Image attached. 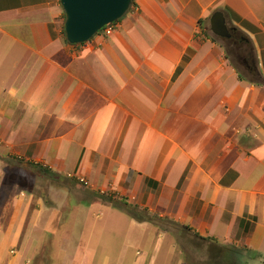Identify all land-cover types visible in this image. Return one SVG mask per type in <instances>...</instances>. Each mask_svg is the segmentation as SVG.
<instances>
[{"label":"crops","instance_id":"1","mask_svg":"<svg viewBox=\"0 0 264 264\" xmlns=\"http://www.w3.org/2000/svg\"><path fill=\"white\" fill-rule=\"evenodd\" d=\"M211 9L252 42L264 77V0H135L111 35L75 46L55 0H0V152L100 189L129 192L133 178L144 209L235 264H264V86L199 38ZM96 251L91 264L124 263L122 249ZM143 253L132 264H184L172 242Z\"/></svg>","mask_w":264,"mask_h":264},{"label":"rangeland","instance_id":"2","mask_svg":"<svg viewBox=\"0 0 264 264\" xmlns=\"http://www.w3.org/2000/svg\"><path fill=\"white\" fill-rule=\"evenodd\" d=\"M55 2L59 5L58 0ZM60 10L63 29L64 15L61 7ZM217 10L211 9L199 23L198 36L223 46L225 39L213 36L209 28V17ZM219 11L224 13L227 27L236 28L228 12ZM61 38L65 42L62 30ZM44 166L48 165L15 151L0 152V264H91L96 250H114L116 259L121 249L123 264H132L134 256L154 248L164 252L171 242L184 264H235L234 250L204 245L183 225H175L162 210L146 208L161 218L156 219L158 226L132 220L125 203L138 211L144 209V187H134L133 178L130 191L121 192L109 187L100 189L98 178L76 176L73 172L46 175L40 169ZM97 194L109 198L115 207L101 201ZM160 259L161 263L169 260Z\"/></svg>","mask_w":264,"mask_h":264},{"label":"water","instance_id":"3","mask_svg":"<svg viewBox=\"0 0 264 264\" xmlns=\"http://www.w3.org/2000/svg\"><path fill=\"white\" fill-rule=\"evenodd\" d=\"M134 0H58L64 15V36L69 45L90 41L104 27L116 23L128 12ZM210 32L221 39H229L230 32L222 11L209 18Z\"/></svg>","mask_w":264,"mask_h":264},{"label":"trees","instance_id":"4","mask_svg":"<svg viewBox=\"0 0 264 264\" xmlns=\"http://www.w3.org/2000/svg\"><path fill=\"white\" fill-rule=\"evenodd\" d=\"M134 6H135V1L132 2L130 8L131 7L133 8ZM199 23H201V20H199L198 24ZM62 31L64 33V29H62ZM212 40L215 41L214 39ZM224 42L225 45H223V48H224L225 58L230 61V64L236 70L238 79L240 81L247 82L251 85L264 86V77L261 74L260 70L258 69L256 53L252 42L249 41L245 36H243L241 32L235 29L233 32H231L230 38L225 39ZM31 166L36 168L38 164H31ZM40 169L46 175H54V173L48 168L42 167ZM96 197L99 198L101 201L109 202L111 204L113 203L109 198H107L103 194H97ZM112 206L115 207L113 204ZM125 207L127 210V214L135 222L150 223L154 226H158L156 219L160 220L161 219L160 217H154L146 209H142L141 211H138L137 207L131 206L127 203H125ZM172 222L175 225H178V223L174 221ZM181 227L187 231H191L190 228L186 226H181Z\"/></svg>","mask_w":264,"mask_h":264},{"label":"built area","instance_id":"5","mask_svg":"<svg viewBox=\"0 0 264 264\" xmlns=\"http://www.w3.org/2000/svg\"><path fill=\"white\" fill-rule=\"evenodd\" d=\"M113 25L114 24H111L109 26L104 27L99 33H102L104 36L111 35V33L113 31Z\"/></svg>","mask_w":264,"mask_h":264},{"label":"flooded vegetation","instance_id":"6","mask_svg":"<svg viewBox=\"0 0 264 264\" xmlns=\"http://www.w3.org/2000/svg\"><path fill=\"white\" fill-rule=\"evenodd\" d=\"M229 32H230V36H231V32L234 31V28H228Z\"/></svg>","mask_w":264,"mask_h":264}]
</instances>
